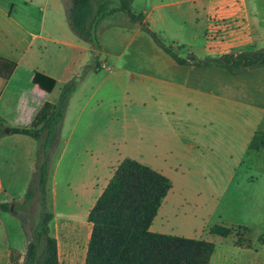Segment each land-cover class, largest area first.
<instances>
[{"label":"crops","instance_id":"1","mask_svg":"<svg viewBox=\"0 0 264 264\" xmlns=\"http://www.w3.org/2000/svg\"><path fill=\"white\" fill-rule=\"evenodd\" d=\"M115 1L102 3L109 11L120 8V2ZM68 2L63 0L61 8L59 0H0V58L17 64L10 79L0 77V205L10 203L21 191L16 190L22 179L17 176L16 146L11 142H25L28 149L24 159L29 169H34L36 159L30 140L6 130L32 126L44 105H56L63 86L75 78L78 87L70 98L62 129L68 144L85 141L100 129L111 136L105 149L117 151L121 163L133 158L121 155L127 142L115 135L143 136L137 142L148 144L158 163H143L140 157L136 161L172 182L151 232L204 240L210 232V218L217 213L221 200L236 191V182L246 183L237 187L245 197L264 199V156L247 163L255 135L264 133V67L231 73L217 66L180 65L139 23L127 17L123 23L112 25L106 36V32L98 35L96 30L97 43L92 45L71 30L63 13ZM148 4L150 10H143L146 24L190 62L205 64L229 54L264 51V0H149ZM98 54L109 66L100 72L103 65L94 61ZM36 73L57 81L53 92L34 84ZM109 94L119 101L113 102L115 109L106 125L99 103ZM94 101L96 109L90 106ZM156 120H163V127ZM201 147L233 152L234 161L221 180H207L200 172L194 176L184 167V161L192 159L190 152ZM260 150L264 155V148ZM246 164L261 173L239 177ZM91 184L89 177L80 185L82 191H75L76 197L89 199L84 215L87 219L106 188L96 194ZM204 199L211 200L203 203ZM261 206L263 211L264 204ZM10 219L12 213L0 209V224ZM217 223L228 224L222 219ZM91 233L90 224L84 261ZM259 255L260 251L253 252L256 264H262Z\"/></svg>","mask_w":264,"mask_h":264},{"label":"trees","instance_id":"2","mask_svg":"<svg viewBox=\"0 0 264 264\" xmlns=\"http://www.w3.org/2000/svg\"><path fill=\"white\" fill-rule=\"evenodd\" d=\"M105 1L109 0H69L66 4L69 26L82 41L96 45V28L100 20L124 12L180 65L217 66L231 73L264 67L263 50L250 54H229L205 64L190 62L163 43L141 15L132 12L134 0H118L120 8L109 11L102 3ZM16 68V63L0 58V77L10 79ZM33 82L47 93L53 92L57 86L55 79L42 73H36ZM78 83L75 78L65 84L57 104L46 103L32 126L9 129L10 134L34 139L38 146L33 177L23 203L16 205L13 212L10 203L0 205L2 211L12 212L21 220L29 238L23 264H59L58 241L51 234L54 213L48 206L47 186L68 104ZM262 148L264 133L259 132L250 149L258 151ZM172 187L171 180L162 173L136 160L124 159L89 212L87 220L92 226V233L85 264H211L216 252L213 242L151 232V226ZM32 208L38 212L36 225L30 223L31 219L34 221ZM210 233L228 238L233 229L215 225L210 228Z\"/></svg>","mask_w":264,"mask_h":264},{"label":"rangeland","instance_id":"3","mask_svg":"<svg viewBox=\"0 0 264 264\" xmlns=\"http://www.w3.org/2000/svg\"><path fill=\"white\" fill-rule=\"evenodd\" d=\"M148 1L135 0L134 6L131 8L132 12L134 11V14L141 15L145 20L143 10H150ZM59 4L63 8V0H59ZM114 4H118L117 1ZM35 12L36 14L39 13L37 9H35ZM63 13L66 16L64 10ZM118 13L115 16L113 15L112 18L106 17L100 20L96 28L98 35L106 32V36L110 32L112 25L124 22V18L127 15L124 12ZM145 22L147 23L146 20ZM157 35L163 43L172 47L163 35ZM94 61L100 62L105 68L108 66L105 62L106 60L99 54ZM103 70L104 68H100L99 72ZM114 101H119V97L116 98L114 94H109L105 97L104 104L99 103V112L104 117L102 122L106 125L111 121V112L115 109L113 106ZM97 105L96 101H94L90 106L96 109ZM105 115L108 116L105 117ZM156 124L159 127H163L164 121L156 120ZM194 126V123L189 124V132ZM95 131V133L86 137L85 141H73L71 144H68V136L62 135L60 145L54 153L51 163L47 198L49 209L54 213V220L50 226L52 236L58 240L59 264H85L84 252L90 224L84 215L85 210L89 206V199L86 198L84 201V199L76 197V189L80 193L82 191L80 190V185L91 177L92 189L96 194L99 193L106 187L120 163V159L116 157L117 151L105 149V143H109L111 136L104 134L100 129ZM115 136L117 139H123L124 137L127 142L121 155L132 157L133 160H137L140 157L144 161L143 163H153L154 165L158 163V158L154 157L155 153L149 149V145L137 142V139L143 136L136 134L128 136L117 134ZM21 138L30 140L35 145L37 154V141L26 136ZM15 142L12 141L11 144L16 146V148H13L16 152L14 161L19 164L17 176L22 179V182L17 183L18 187L16 188L17 191H21L17 192L16 196L10 201L12 212L16 205L23 203L26 192H24V187H27L26 190L28 189L34 172V169H29V163L24 159L26 149H28L25 142ZM261 156H264L263 151H251L247 156V163L249 164V161L251 162L253 158L260 159ZM190 157L192 159L184 161V167H188L194 173V176L200 172L205 179L216 180L217 178L216 181L221 180V177L226 175L228 166L234 161L233 152L231 151H217L203 147L192 150ZM249 166L247 164L243 166L238 176L244 178L261 173L259 168ZM247 170L250 171L247 172ZM8 178L9 175L6 174V179L8 180ZM240 183L236 182L234 184L236 193L233 192L223 198L217 213L210 218L212 219L211 227L219 225L217 222L222 219V221L228 223L225 225L226 227L233 229V234L228 238H222L212 236L207 231L206 235L203 236L204 240L212 239L216 246V252L211 264H256L253 262L254 257L252 256L254 251H260L259 262L264 264V223H260L261 219L264 220V210H261L264 199L245 197L244 193L238 192L237 187L240 185L246 186V183ZM210 200L204 199L203 203H208ZM92 201L94 203L95 197L92 198ZM31 214L34 217V221L31 219L30 223L36 225L38 212L35 208L31 209ZM75 214L79 217L78 219ZM12 215V220H5L4 224H0V264H23L27 252L29 238L22 228L21 220L13 213Z\"/></svg>","mask_w":264,"mask_h":264},{"label":"water","instance_id":"4","mask_svg":"<svg viewBox=\"0 0 264 264\" xmlns=\"http://www.w3.org/2000/svg\"><path fill=\"white\" fill-rule=\"evenodd\" d=\"M0 130H1V129H0ZM6 133H9V130H8V129L6 130Z\"/></svg>","mask_w":264,"mask_h":264},{"label":"built area","instance_id":"5","mask_svg":"<svg viewBox=\"0 0 264 264\" xmlns=\"http://www.w3.org/2000/svg\"><path fill=\"white\" fill-rule=\"evenodd\" d=\"M102 68H105V66L103 65Z\"/></svg>","mask_w":264,"mask_h":264}]
</instances>
